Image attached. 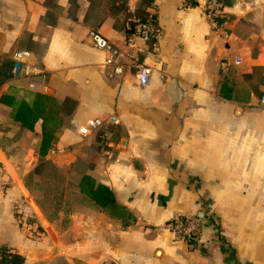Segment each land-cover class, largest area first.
Returning <instances> with one entry per match:
<instances>
[{
	"label": "crops",
	"instance_id": "0c3cea01",
	"mask_svg": "<svg viewBox=\"0 0 264 264\" xmlns=\"http://www.w3.org/2000/svg\"><path fill=\"white\" fill-rule=\"evenodd\" d=\"M203 2L0 0V57L11 67L13 53L27 49L45 72L38 88L12 78L9 67L0 89L46 104L29 129L0 102V244L18 263L264 264V0H222L218 25ZM152 7L158 36L130 46L133 18ZM89 30L131 55L121 74L91 45ZM141 63L151 67L144 85ZM89 118L103 123L79 134ZM44 130L53 132L54 160L71 167L68 193L81 196L50 219L4 162L21 177L19 163L36 157ZM84 175L107 186L131 218L83 194ZM23 197L31 199L25 217L34 214L45 229L40 238L19 227L14 208ZM195 215L202 227L191 246L163 228L174 216Z\"/></svg>",
	"mask_w": 264,
	"mask_h": 264
},
{
	"label": "built area",
	"instance_id": "2783aa9c",
	"mask_svg": "<svg viewBox=\"0 0 264 264\" xmlns=\"http://www.w3.org/2000/svg\"><path fill=\"white\" fill-rule=\"evenodd\" d=\"M203 13L205 17L213 24H220L225 18L223 12L222 0H204ZM131 35L128 38L130 46H136L134 40L139 39L142 42H150L158 36L159 29L157 25V17L152 7L151 10L145 11V14L133 18V26L131 27ZM88 39L91 45L108 54V63H111L114 74H121L124 70V58H129L131 55L124 54L117 46L104 37L97 30L88 31ZM31 53L27 49H19L13 53L12 65L10 67V76L12 78H27L38 88H42L45 72L34 65L30 61ZM236 62L240 59L236 58ZM224 65V63H222ZM136 77L139 84L144 85L149 82L151 75V67L146 64H135ZM261 100L264 102V89L261 93ZM112 122H117L116 117L111 118ZM103 121L100 118H89L82 124L78 132L81 135H88L93 130L99 128ZM31 205L29 197H23L15 203V216L19 223V227L27 233V236L32 238H40L45 234V229L40 222L35 219V215L31 214L25 217V207ZM202 227L201 217L195 216H174L164 223L163 228L172 235L174 241L183 242L189 246L193 245L199 238ZM15 255V250L6 245L0 244V264H9L12 256Z\"/></svg>",
	"mask_w": 264,
	"mask_h": 264
},
{
	"label": "rangeland",
	"instance_id": "374dc122",
	"mask_svg": "<svg viewBox=\"0 0 264 264\" xmlns=\"http://www.w3.org/2000/svg\"><path fill=\"white\" fill-rule=\"evenodd\" d=\"M10 64L8 59L0 57V89L4 80L8 78ZM48 105L50 104L48 103ZM53 107L52 110H56L54 104ZM57 120L58 122L62 121L60 114H57ZM34 156H36V159H31L25 165L19 163L20 166H24L21 177L17 176L14 167L10 163L5 160L4 162L6 168L14 177V180L20 187L23 182L34 202L49 219L57 216L60 211L68 214L71 210V204L77 202L78 198H81V196L77 197L68 193L72 184L74 185L67 178L71 167L67 169L56 162L50 150L45 155H41L37 151ZM75 170L79 173L81 172L79 168H75Z\"/></svg>",
	"mask_w": 264,
	"mask_h": 264
},
{
	"label": "trees",
	"instance_id": "16d2710c",
	"mask_svg": "<svg viewBox=\"0 0 264 264\" xmlns=\"http://www.w3.org/2000/svg\"><path fill=\"white\" fill-rule=\"evenodd\" d=\"M143 10L140 15L143 16ZM224 90V85H222ZM16 88H11L9 92H6L0 96V102L10 107V116L22 123L23 126L29 129L33 128L35 120L43 115L45 111V102L40 97L30 98V101L19 100L16 98ZM227 97L226 93H223ZM53 132L44 130L43 138L40 145L39 152L41 155H45L49 149L50 141ZM80 191L90 197L96 204H98L108 214L121 219L122 221H128L131 216L122 207H120L114 198L112 191L102 184H95L91 177L84 175L79 181ZM9 264H20L16 261V255H13Z\"/></svg>",
	"mask_w": 264,
	"mask_h": 264
},
{
	"label": "water",
	"instance_id": "95a60500",
	"mask_svg": "<svg viewBox=\"0 0 264 264\" xmlns=\"http://www.w3.org/2000/svg\"><path fill=\"white\" fill-rule=\"evenodd\" d=\"M121 143L124 144L125 143V140H122ZM118 148L121 149L120 146ZM198 216L201 217V215H198Z\"/></svg>",
	"mask_w": 264,
	"mask_h": 264
}]
</instances>
